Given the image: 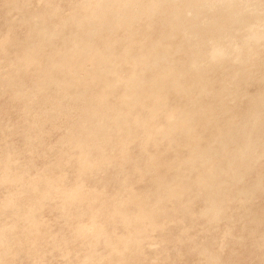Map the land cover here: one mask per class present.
Here are the masks:
<instances>
[{
    "label": "rangeland",
    "instance_id": "374dc122",
    "mask_svg": "<svg viewBox=\"0 0 264 264\" xmlns=\"http://www.w3.org/2000/svg\"><path fill=\"white\" fill-rule=\"evenodd\" d=\"M0 264H264V0H0Z\"/></svg>",
    "mask_w": 264,
    "mask_h": 264
},
{
    "label": "bare ground",
    "instance_id": "6f19581e",
    "mask_svg": "<svg viewBox=\"0 0 264 264\" xmlns=\"http://www.w3.org/2000/svg\"><path fill=\"white\" fill-rule=\"evenodd\" d=\"M186 5H187V4H186ZM185 7H186V6H185ZM183 10H184V8H183ZM180 13H181V10H180ZM180 13H179V15H181ZM260 36H261V35L258 34V35H256V38H257V37H260ZM258 39H259V38H258ZM220 52H221L220 50H216V51H215V54H220Z\"/></svg>",
    "mask_w": 264,
    "mask_h": 264
}]
</instances>
